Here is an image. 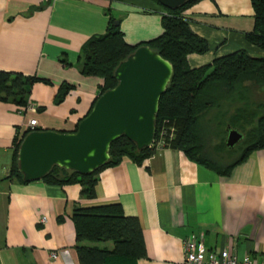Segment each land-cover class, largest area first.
I'll return each instance as SVG.
<instances>
[{"label": "crops", "instance_id": "0c3cea01", "mask_svg": "<svg viewBox=\"0 0 264 264\" xmlns=\"http://www.w3.org/2000/svg\"><path fill=\"white\" fill-rule=\"evenodd\" d=\"M162 14L154 0H0V70L49 80L32 86L34 110L0 101V264H80L73 210L107 202H120L140 220L147 257L137 264L182 262L184 239L193 233L204 234L209 250L262 258L264 148L228 175L171 147L142 164L124 157L99 173L94 198L83 197L80 184L22 181L11 173L15 138L31 119L39 130L72 132L88 114L103 79L84 75L79 57L91 36L106 31L109 15L135 45L162 34ZM184 15L209 44L206 53L188 55L190 67L241 49L264 56L245 36L254 27L251 0H202ZM63 84L73 89L56 103Z\"/></svg>", "mask_w": 264, "mask_h": 264}, {"label": "trees", "instance_id": "16d2710c", "mask_svg": "<svg viewBox=\"0 0 264 264\" xmlns=\"http://www.w3.org/2000/svg\"><path fill=\"white\" fill-rule=\"evenodd\" d=\"M200 1L187 0L176 9L166 8L158 2L163 10L162 34L135 45L126 41L120 24H115L120 20L109 15L106 31L91 36L82 47L80 70L84 75L103 79L90 112L99 95L117 85L114 72L122 60L141 45L159 52L172 63L173 76L160 100L156 138L166 129L165 147L182 150L188 158L228 175L253 151L264 148V101L256 100L260 94L264 95V56L254 57L241 49L218 57L211 64L190 67L189 54H204L209 50L207 40L191 29L190 20L184 15ZM251 3L254 27L245 36L250 44L264 51V0H251ZM39 81L49 83L44 78L0 70V101L26 107L31 103V88ZM72 89L71 85L63 84L56 103L62 102ZM227 126L244 134V145L236 157L223 140L214 145L219 155L212 154L206 142L211 133L218 135L224 131L227 136ZM30 131L25 129L14 141L11 173L22 181L25 180L18 170V150ZM222 147L229 149L227 157L219 153ZM155 153L154 147L139 150L133 141L122 136L111 144L109 161L92 173L81 174L55 165L42 180L58 185L80 184L82 196L94 198L103 169L120 164L124 157L142 164ZM72 220L80 264H137L139 259L147 257L140 220L137 216L127 215L120 202L76 206Z\"/></svg>", "mask_w": 264, "mask_h": 264}, {"label": "water", "instance_id": "95a60500", "mask_svg": "<svg viewBox=\"0 0 264 264\" xmlns=\"http://www.w3.org/2000/svg\"><path fill=\"white\" fill-rule=\"evenodd\" d=\"M186 1L158 0L169 9ZM114 76L117 85L99 95L76 131L35 129L26 134L18 150V170L25 181L43 179L55 165L90 174L109 161L111 144L122 136L139 150L152 146L160 100L173 76L172 63L141 45L119 63ZM227 132L229 147L244 138L230 126Z\"/></svg>", "mask_w": 264, "mask_h": 264}, {"label": "built area", "instance_id": "2783aa9c", "mask_svg": "<svg viewBox=\"0 0 264 264\" xmlns=\"http://www.w3.org/2000/svg\"><path fill=\"white\" fill-rule=\"evenodd\" d=\"M27 109H36V106L29 103ZM37 128V120L31 119L29 129ZM167 130L163 129L160 135L154 140L151 147H154L156 152L165 148V136ZM46 217L41 218V222H45ZM52 258H57V252L51 253ZM177 264H264V254L260 260H255L250 254H246L243 258H238L235 255H230L227 248L214 251L206 248L204 234L193 233L184 239V259Z\"/></svg>", "mask_w": 264, "mask_h": 264}, {"label": "rangeland", "instance_id": "374dc122", "mask_svg": "<svg viewBox=\"0 0 264 264\" xmlns=\"http://www.w3.org/2000/svg\"><path fill=\"white\" fill-rule=\"evenodd\" d=\"M258 98H256L257 101H261L263 100L264 101V95L263 94H260L259 96H257ZM261 97V98H260ZM261 99V100H259ZM209 126H211L213 129L216 128V125L214 124H211L209 123L208 124ZM228 127V126H227ZM227 127H226V130H227ZM222 134H218L216 135L215 133H211L208 137V140L206 141L207 144L209 145V149L211 151L212 154H218L217 151H215L216 148H214L216 144L220 143L222 140L224 141V143L226 144V140H227V136H226V132H221ZM228 133V132H227ZM227 145V144H226ZM244 145L243 143V139L238 141L234 147H229L227 146L228 148H231L230 150H232L234 152V157L238 156L240 153H241V147ZM219 153L221 154H224L226 155L227 157V154H229V149L225 148V147H222L221 148V151H219ZM219 155V154H218ZM225 157V158H226ZM231 159V158H230Z\"/></svg>", "mask_w": 264, "mask_h": 264}]
</instances>
